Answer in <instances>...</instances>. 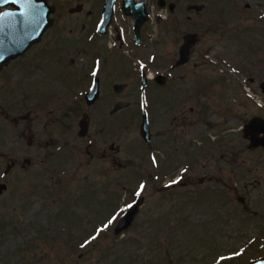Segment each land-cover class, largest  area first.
<instances>
[{"label": "rangeland", "instance_id": "1", "mask_svg": "<svg viewBox=\"0 0 264 264\" xmlns=\"http://www.w3.org/2000/svg\"><path fill=\"white\" fill-rule=\"evenodd\" d=\"M48 1L62 9L55 24L0 70V264H246L264 256V149L242 136L252 117L264 118V0L192 1L199 12L179 0L170 20L148 25L143 50L118 46L119 11L112 33L97 36L98 0ZM76 4L82 11L68 15ZM188 32L198 42L182 77L141 91L142 61L151 75L150 56L175 54ZM95 76L99 97L87 106ZM117 101L128 106L110 114ZM143 110L151 148L139 135ZM83 114L88 132L78 137ZM138 197L132 225L114 235Z\"/></svg>", "mask_w": 264, "mask_h": 264}, {"label": "water", "instance_id": "2", "mask_svg": "<svg viewBox=\"0 0 264 264\" xmlns=\"http://www.w3.org/2000/svg\"><path fill=\"white\" fill-rule=\"evenodd\" d=\"M115 0H104L102 17L97 27L99 35L107 33V27L110 25L113 5ZM162 2L163 0H159ZM133 0H124V11L126 14L132 15L135 19L136 35L140 26L147 19L143 3L131 5ZM131 5L132 7H129ZM129 7V8H128ZM10 8V9H9ZM0 9L3 14L0 15V70L7 66L8 63L22 56L32 45L41 40L43 33L52 25L50 14L53 8L48 5L47 0H34L33 3H28L27 0H0ZM79 10V6L74 8L72 12ZM37 13L42 15L37 16ZM33 17H36L33 21ZM194 35L189 34L184 39V45L181 48L180 57L183 63L186 59L189 45L194 41ZM137 39V36H136ZM146 77L142 74V90H144ZM112 89L115 93H120L124 89V84H114ZM260 91L264 95V81L260 84ZM99 97V79L95 77L89 91L84 95L87 106L93 105ZM128 106V103L118 101L110 110V114H114L119 110ZM89 121L86 115H83L78 122L79 137L86 136L88 132ZM242 134L244 139L249 141L248 148H264V118L253 117L245 124ZM139 135L143 141L151 147V133L146 112L142 113V119L139 126ZM29 164V160L24 161ZM11 166L6 168L5 173ZM6 184H0V196L6 191ZM143 202V198H137L132 204V207L124 213L122 218L117 222L114 228V235L127 230L133 223L139 207ZM247 264H264V256L256 260L250 261Z\"/></svg>", "mask_w": 264, "mask_h": 264}, {"label": "flooded vegetation", "instance_id": "3", "mask_svg": "<svg viewBox=\"0 0 264 264\" xmlns=\"http://www.w3.org/2000/svg\"><path fill=\"white\" fill-rule=\"evenodd\" d=\"M178 1L179 0H175L174 2L171 0H163L162 2H160L159 0H154V5H152V9H151V4H150L151 1L150 0H133V3L131 5H137V4H140L141 2L143 3V6L145 8L144 10H145V13L147 16V19L140 26V28L137 32V35H136V31L134 28L135 19L133 18L132 15L125 13V11H124V0H115L114 5H113V11H112V17H111L110 25L107 28V33L105 35H99V34H97V26L100 23V20L102 17L104 0H98L96 2L97 11L95 13V18H94V23H93V24H95L94 25L95 26V33L99 37H105V36L111 34L112 33L111 30L114 26L113 24L115 21L114 16H115L116 12L119 11L120 14L122 15L121 22L123 21L122 23H124V28L117 27V26H115V28H114V35H115L116 41L118 42V46L120 48H124V50H129V47H131L133 50L134 49H142V50L146 49L147 44H146L144 38L147 37L149 40L152 39V35L147 32L148 25L152 24V23L159 25V24L165 23L166 21L170 20V17L175 15L177 9L180 6V3ZM186 1L191 2V3L187 2L188 4L185 6V9L188 12H190V11L199 12L203 9L202 6H199L198 4L192 3V1L195 2L196 0H186ZM177 2H178V4H177ZM48 5L53 8L52 13L50 14V18L52 19V25H53V24H55V22L58 18V14L62 9L59 7V5L57 3L50 4V2L48 1ZM131 5H129V7H132ZM78 6H79V10L76 12H72V10L74 8H77ZM82 8H83L82 4H76L74 7H69L65 10H66L68 15L69 14L72 15V14L80 13L82 11ZM247 9L248 8L245 7V10H247ZM1 12H2V9H0V13ZM221 15H223V14H221ZM189 34L194 35V38H193L194 41H193V43H190V45H189V49H188V53H187L185 61L183 63H179V62H182L181 57H180V52H181V48L184 45V39ZM136 36H137V39H136ZM197 42H198L197 34L195 32H188V33L184 34V36L182 38V43L179 46V48L175 54L174 53H172L171 55L165 54V56H158V57H157V55L155 57L153 55H151L149 58V62L152 61L151 65L153 67V70L151 69L152 70L151 75L148 74L150 67H147L148 70L145 69L146 64L142 61L144 68L143 67L140 68V89H142V74H144L146 77L144 90H145V88L149 87L150 85H154L159 89H163V88H166V87L172 85L176 76L180 75L179 70H181L182 68H184L188 64H190V62H191V59H190L191 47L194 46ZM194 64L196 65V63H194ZM179 77H182V76L180 75ZM0 108H1V106H0ZM244 126H243V128H244ZM243 128H242V130H243ZM164 135L165 134L160 133L159 137H161V136L163 137ZM242 136H243V134H242ZM245 140H247V139H245ZM173 143H176V138H173ZM90 144L91 143H89V145ZM248 144H249V141H248ZM257 148L264 149L262 147H257ZM109 150L110 151L113 150V145L109 146ZM86 151L89 154L88 148ZM101 157L104 159L107 157V154L105 153V151H102ZM25 160H27V159H25ZM8 166H11V168L14 167V161H11L9 164L6 165L5 170H4V174L8 173V172L5 173L6 168ZM175 183H178V181H175ZM0 184H4V183H0Z\"/></svg>", "mask_w": 264, "mask_h": 264}, {"label": "snow or ice", "instance_id": "4", "mask_svg": "<svg viewBox=\"0 0 264 264\" xmlns=\"http://www.w3.org/2000/svg\"><path fill=\"white\" fill-rule=\"evenodd\" d=\"M27 2H28V3H33L34 0H27ZM0 15H5V14L0 13ZM40 15H42V13H37V16H40ZM35 19H36V17H33V21H35ZM0 59H2V57H0ZM174 183H175V182H174ZM140 187H141V189H143V188H144V185H141ZM139 195H140V192L138 191V192H137V196H139ZM128 207L130 208V207H132V205H128ZM115 219H116V217H113V218H112V220H115ZM112 220L109 221V224L112 223ZM107 226H108V225H105V227H107ZM97 233H99V230H97ZM91 239L94 240V239H96V237L93 236V237H91ZM88 242H89V241H85V243L82 244L81 247L83 248Z\"/></svg>", "mask_w": 264, "mask_h": 264}]
</instances>
